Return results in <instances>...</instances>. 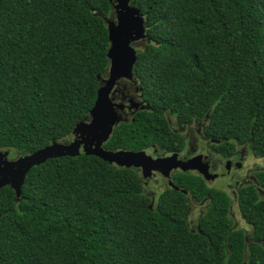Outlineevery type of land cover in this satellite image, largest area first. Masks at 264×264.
Wrapping results in <instances>:
<instances>
[{
  "label": "trees",
  "instance_id": "1",
  "mask_svg": "<svg viewBox=\"0 0 264 264\" xmlns=\"http://www.w3.org/2000/svg\"><path fill=\"white\" fill-rule=\"evenodd\" d=\"M132 6L146 22L135 76L148 109L120 123L104 148L182 152L171 115L180 125L207 120L224 158L244 146L264 158V0ZM113 11L109 0H0V151L20 157L70 143L109 68ZM256 178L264 188V171ZM175 183L189 195L169 189L151 208L138 171L85 155L50 160L30 171L19 200L0 191V264H264L255 186L239 191L247 235L234 229L227 193L199 176ZM190 196L208 198L195 231Z\"/></svg>",
  "mask_w": 264,
  "mask_h": 264
},
{
  "label": "water",
  "instance_id": "2",
  "mask_svg": "<svg viewBox=\"0 0 264 264\" xmlns=\"http://www.w3.org/2000/svg\"><path fill=\"white\" fill-rule=\"evenodd\" d=\"M109 2L113 5L116 19L106 20L110 41L108 78H100L97 100L88 117L90 121L85 119L76 126L72 133L73 140L69 144L54 142L45 149L20 156L16 160H9L7 153L0 151V191L10 187L19 200L26 177L32 169L50 160L76 158L81 155L96 157L127 170H142L144 179L151 178L155 172L170 179L171 173L178 169L185 173L197 172L206 182H213L217 178L209 172L208 165L200 163L201 157L182 162L178 161L176 154L168 158L153 159L144 151H109L104 148L121 123V114L125 110L137 112L147 109L133 99L128 105L115 103L112 99L120 81L134 80L139 54L134 44L147 41L148 37L145 17L132 6L133 0ZM170 185L174 187L172 182ZM184 194L187 195V192Z\"/></svg>",
  "mask_w": 264,
  "mask_h": 264
},
{
  "label": "rangeland",
  "instance_id": "3",
  "mask_svg": "<svg viewBox=\"0 0 264 264\" xmlns=\"http://www.w3.org/2000/svg\"><path fill=\"white\" fill-rule=\"evenodd\" d=\"M110 19H116L115 12L113 11V15ZM146 46V41H142L138 44H134L135 49L139 52L143 50ZM104 78H108V73L104 76ZM136 84V85H135ZM139 84L138 83H130L129 81H120L118 86L114 92L112 97L113 101L116 103H127L128 99H135L136 102L140 104H144L141 94L139 92ZM117 95V96H116ZM131 114L128 112L121 115V123L128 122ZM90 121L89 118L86 119ZM169 122L172 130L174 132L180 133L184 137L188 139L187 149L184 155L185 158L193 157L194 155L210 154L212 156L211 162L213 166V171H219L223 169V165H225V160L221 157L213 154L208 149L209 148V140L203 134V122H197L191 127H180L178 126L176 120L172 117H169ZM73 140V137L70 138V141ZM63 143V142H62ZM7 153V158L9 160H16L19 158L18 156L12 155L9 151H3ZM154 151L151 150L150 154ZM159 156H162L161 153H158ZM154 156H156L154 154ZM235 163L242 164V168L240 171L235 173L231 177H227L225 179H219L214 183H210V188L217 189L219 191H223L227 193L231 199V217L234 223L235 230H242L247 235L251 233V228L247 221L244 219L243 215L240 212V204L237 200L236 194L239 190L246 186H255L258 191L260 198L264 200V188L260 186L258 180L256 178V173L264 171V158H257L253 156L250 147L245 146L239 149L236 157L234 159ZM139 172V171H138ZM225 173V171H223ZM153 182H148L146 188V195L152 198L153 202L156 203L161 193L166 189L167 181H164L160 177L157 180H152ZM192 199V197H191ZM192 211L189 218V227L195 231L198 228V223L201 217L205 214L208 205L207 203H198L192 200ZM154 205H152L153 208Z\"/></svg>",
  "mask_w": 264,
  "mask_h": 264
},
{
  "label": "flooded vegetation",
  "instance_id": "4",
  "mask_svg": "<svg viewBox=\"0 0 264 264\" xmlns=\"http://www.w3.org/2000/svg\"><path fill=\"white\" fill-rule=\"evenodd\" d=\"M123 81V80H122ZM126 81V80H125ZM130 83H138L137 82V79H136V76H135V73H134V80L132 81H129ZM136 85V84H135ZM117 88V87H116ZM139 89V92H140V94H141V98H142V100H143V95H142V91H141V88L139 87L138 88ZM116 90V89H115ZM115 92V91H114ZM113 95H114V93H113ZM113 95H112V97H113ZM117 96V95H116ZM131 100V99H130ZM129 99H128V101H127V105L129 104V101H130ZM134 101H135V99H133ZM143 102H144V100H143ZM116 103V102H115ZM145 103V102H144ZM118 104H120V103H118ZM125 104V103H124ZM144 105V104H143ZM144 106H146L147 107V109H148V106L146 105V103H145V105ZM129 113V114H131V115H129L130 116V119H131V117L133 116V114H135L136 113V111H128V110H125V112H123L121 115H123V114H125V113ZM138 112V111H137ZM169 117H172V118H174L175 120H176V122H177V124H178V126H180V127H191V126H193L195 123H197V122H203V134H204V136L209 140L208 142H209V150L212 152V155L213 154H215V155H217V156H219V157H221L222 159H224L225 160V165H223V169H221V170H219V171H216V172H214L213 171V166H212V162H211V159H212V156L210 155V154H207V155H203V154H198V155H194L193 157H188V158H185L184 157V155H185V153H186V149H187V142H188V139L186 138V137H184L183 135V138H184V144H185V148L183 149V151L182 152H167V153H161L155 146H152L151 148H149V149H146L144 152H146L147 153V155H149V156H151L153 159H162V158H168V157H171V156H173V155H178V161H182V162H188V161H190V160H192V159H194V158H197V157H201L202 159H201V161H200V163L201 164H204V165H208V167H209V172L212 174V175H214V176H217V178L213 181V182H206L205 180H204V178L202 177V176H200V174H198L197 172H188V173H185V172H183V171H181V170H176V171H173L172 173H171V177H170V179H168V178H166L163 174H161V173H159V172H155V173H153V175H152V177L151 178H149V179H144L143 178V175H142V170H135V171H139V173H140V175L142 176V179H143V184H144V187L146 186V185H148V182H153L152 180H157V178L158 177H160L161 179H163L164 181H167V186H166V189L162 192V193H164V192H166L167 190H169V189H172V190H175V191H179V192H182L183 194H184V192H187V191H185V190H183V189H181L180 187H178L177 185H176V183H175V178L177 177V176H184V175H193V176H199V177H201L206 183H207V186L210 188V186H209V184L210 183H214V182H216L217 180H219V179H225V178H227V177H231V176H233L235 173H237L238 171H240L241 170V168H242V164H240V163H235V161H234V159H235V157H236V154L238 153V151H239V149H241V148H243V147H240L239 149H237V151L230 157V158H224L221 154H219L218 152H216L214 149H213V145H219L220 143H219V141H216V140H213L212 138H210V137H208V136H206V134H205V129H206V122H207V120H204V121H195V122H193L192 124H189V123H187V124H184V125H180L179 123H178V121H177V119L175 118V117H173V116H171V115H167V119H168V122H169ZM130 119H129V121H130ZM169 124H170V122H169ZM170 128H171V126H170ZM171 130H172V128H171ZM173 131V130H172ZM174 132V131H173ZM174 133H176V134H180V133H177V132H174ZM181 135V134H180ZM245 147V146H244ZM151 150H153L154 152L152 153V154H150V151ZM158 153H161L162 154V156H159L158 155ZM154 154L156 155V156H154ZM223 171H225V173L223 172ZM170 182H172L174 185V187L172 188V186L170 185ZM176 188H178L179 190H176ZM211 189H212V187H211ZM214 189V188H213ZM242 189V188H241ZM240 189V190H241ZM217 190V189H216ZM239 190V191H240ZM258 190V189H257ZM145 191H146V188H145ZM259 192V191H258ZM161 193V194H162ZM145 195H146V193H145ZM187 195H189L188 194V192H187ZM229 196V195H228ZM146 197H148L150 200H151V208H152V205H155L156 203H154L153 202V200H152V198L151 197H149L148 195H146ZM191 197L192 196H190V201L192 202V200L193 201H195L193 198L191 199ZM236 197L238 198L237 200L239 201V192L236 194ZM230 198V197H229ZM231 200V199H230ZM157 202V201H156ZM196 202V201H195ZM208 202V198L207 199H205V200H203L202 202H198V203H207ZM154 207V206H153Z\"/></svg>",
  "mask_w": 264,
  "mask_h": 264
},
{
  "label": "bare ground",
  "instance_id": "5",
  "mask_svg": "<svg viewBox=\"0 0 264 264\" xmlns=\"http://www.w3.org/2000/svg\"><path fill=\"white\" fill-rule=\"evenodd\" d=\"M110 172V171H109ZM111 173V172H110ZM118 173V172H117ZM128 174V173H127ZM131 178V177H130ZM120 179V178H119ZM130 181V180H129ZM125 189V188H124Z\"/></svg>",
  "mask_w": 264,
  "mask_h": 264
},
{
  "label": "clouds",
  "instance_id": "6",
  "mask_svg": "<svg viewBox=\"0 0 264 264\" xmlns=\"http://www.w3.org/2000/svg\"><path fill=\"white\" fill-rule=\"evenodd\" d=\"M106 75V74H105Z\"/></svg>",
  "mask_w": 264,
  "mask_h": 264
}]
</instances>
